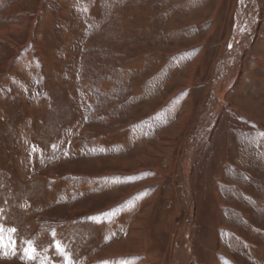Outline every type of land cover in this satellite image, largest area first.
I'll return each instance as SVG.
<instances>
[{"label": "rangeland", "instance_id": "374dc122", "mask_svg": "<svg viewBox=\"0 0 264 264\" xmlns=\"http://www.w3.org/2000/svg\"><path fill=\"white\" fill-rule=\"evenodd\" d=\"M253 2L0 0V264H264Z\"/></svg>", "mask_w": 264, "mask_h": 264}, {"label": "bare ground", "instance_id": "6f19581e", "mask_svg": "<svg viewBox=\"0 0 264 264\" xmlns=\"http://www.w3.org/2000/svg\"><path fill=\"white\" fill-rule=\"evenodd\" d=\"M249 13V11L247 12V14ZM250 15H248V16H250L251 17V22L253 23L252 24V26H254V24L256 23V17L259 15V3H258V0H254V2H253V4H252V7H251V12L249 13ZM247 16V17H248ZM239 18H243V20L244 19H246L245 18V16H244V14L243 13H238V19ZM242 22V21H241ZM242 24L243 25H241V27H243V31H244V27H246L247 26V23H245L244 24V22H242ZM239 25V24H238ZM237 25V26H238ZM239 37V36H238ZM245 37V36H244ZM246 38V37H245ZM236 39V38H235ZM242 44H243V42H242ZM240 44H237L236 43V41L234 40H232L231 41V43H230V45L228 46V50L230 51V53H232V54H230V57H229V61H231V60H233L235 57H236V55L238 54V52L240 51ZM221 61V60H220ZM219 65H221L220 67H218L220 70H221V72H220V78L218 79V81H214L215 82V85H217L216 87H215V95L213 96V98L210 100V102H209V106H208V108L209 107H211V105H212V103L211 102H214V103H216L217 105L219 104V103H221V100H222V90H223V85H222V83L224 82L225 83V81L228 79V77H229V75L230 74H232V72H230L229 71V73L228 74H225L224 75V73H227L228 71L226 70V66H225V64H224V62L223 61H221V62H219ZM224 66V67H223ZM227 71V72H226ZM221 73L223 74L222 75V77H221ZM221 82V84L220 85H218V83H220ZM213 86V85H212ZM225 86H227V85H225ZM208 104V103H207ZM215 107V106H214ZM213 107V108H214ZM213 108H211V109H213ZM218 110V109H217ZM216 110V111H217ZM207 111H209V109H207ZM212 115H214L213 114V110H212ZM207 116V115H206ZM204 120V119H203ZM213 122V121H212ZM203 124H205V123H203ZM204 134V133H203ZM199 135H200V133H197V132H195V134H194V138L195 139H199ZM201 137H202V134H201ZM196 142V141H195ZM186 148V147H185ZM190 150V149H189ZM184 157V156H183ZM186 167V166H185ZM185 171V170H184ZM186 180H187V178H186ZM176 237V236H175ZM174 240H173V249H175L177 246H176V238H173ZM183 244V243H182ZM180 245V244H179ZM178 245V246H179ZM181 249H183V248H181ZM185 250V249H184ZM188 251V250H187Z\"/></svg>", "mask_w": 264, "mask_h": 264}, {"label": "snow or ice", "instance_id": "6c2138e0", "mask_svg": "<svg viewBox=\"0 0 264 264\" xmlns=\"http://www.w3.org/2000/svg\"><path fill=\"white\" fill-rule=\"evenodd\" d=\"M15 228H5L3 225H0V255L15 254V244L12 240V235L15 233ZM57 253L64 255L62 245L59 242H56L54 245ZM36 247L33 241H26L25 247L23 249V254L25 259H35L36 258Z\"/></svg>", "mask_w": 264, "mask_h": 264}, {"label": "crops", "instance_id": "0c3cea01", "mask_svg": "<svg viewBox=\"0 0 264 264\" xmlns=\"http://www.w3.org/2000/svg\"><path fill=\"white\" fill-rule=\"evenodd\" d=\"M151 257V256H150ZM212 257H214V256H212ZM101 260V261H100ZM116 261H118L119 262V264H123L121 261H119L118 259L117 260H113L111 257H108L107 259H99V260H95V261H90L91 263L90 264H110V263H112V264H115V262Z\"/></svg>", "mask_w": 264, "mask_h": 264}, {"label": "water", "instance_id": "95a60500", "mask_svg": "<svg viewBox=\"0 0 264 264\" xmlns=\"http://www.w3.org/2000/svg\"><path fill=\"white\" fill-rule=\"evenodd\" d=\"M247 33H249V32H247Z\"/></svg>", "mask_w": 264, "mask_h": 264}]
</instances>
